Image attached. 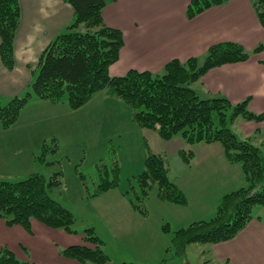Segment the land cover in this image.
<instances>
[{
  "label": "trees",
  "instance_id": "trees-1",
  "mask_svg": "<svg viewBox=\"0 0 264 264\" xmlns=\"http://www.w3.org/2000/svg\"><path fill=\"white\" fill-rule=\"evenodd\" d=\"M113 1L65 0L74 10V21L40 55L30 91L6 103H2L0 97V128L8 130L14 126L33 99L54 105L66 101L69 108L76 111L96 94L104 92L131 109L132 121L137 127L156 131L164 141L181 137L189 146L219 143L227 161L241 167L246 186L224 195L218 202L216 216L209 220L196 221L176 231H172L169 224L162 226V231L170 236L167 251H173V256L160 264L174 259L189 264L186 258L188 246L234 239L253 220V209L264 206V153L255 144L264 129L247 139L233 131L239 119L264 123V113L251 112L249 100L233 104L224 97L203 98L192 86L213 68L247 61L252 54L264 51V44L247 51L237 43H220L210 47L202 58H191L184 63L172 60L159 74L130 70L122 77H111L110 68L119 61L124 46L123 33L107 26L103 19L104 9ZM230 1L191 0L186 17L193 20ZM249 2L264 30V0ZM20 23L19 0H0V60L9 71L15 67L14 43ZM59 149L58 139L44 141L36 159L39 164L54 168L59 162L52 157ZM179 156L189 164L193 153L181 151ZM104 162L100 160L96 164L97 179L93 190L89 189L85 175L80 174L88 198L119 187L118 161L113 156L110 164ZM168 173V158L148 150L143 171L130 180L129 189L123 192L135 211L147 217V204L152 197L173 205L188 204L186 196ZM61 175V171H56L47 178L36 172L17 181L0 180V219L9 227L22 226L28 232L31 221L36 220L49 228L75 233L73 213L50 196L53 189L62 185ZM259 219L264 223V218ZM83 233L93 248L70 246L60 254L81 264L111 263L104 253V242L95 230L89 228ZM0 264L34 263L20 261L10 250L3 248Z\"/></svg>",
  "mask_w": 264,
  "mask_h": 264
},
{
  "label": "crops",
  "instance_id": "crops-1",
  "mask_svg": "<svg viewBox=\"0 0 264 264\" xmlns=\"http://www.w3.org/2000/svg\"><path fill=\"white\" fill-rule=\"evenodd\" d=\"M190 1L114 0L109 4L103 11V19L107 26L120 30L124 39L119 61L110 68L111 77H122L130 70L159 74L172 60L184 63L191 58H202L210 47L220 43H237L247 51H253L260 44H264V30L249 0H231L227 5L211 8L193 20L186 17ZM19 2L21 23L14 43V69L7 70L0 60V97L5 103L13 97L21 96L32 84L37 74L36 66L40 55L74 20V10L65 0ZM195 87L194 90L203 98L224 97L233 104L249 100L248 107L251 112L264 113V51L252 54L247 61L209 70ZM97 101L104 106L117 103L104 92L96 94L87 105L76 111L71 110L64 102L54 105L37 99L31 100L14 126L8 130L0 128V180L17 181L36 173L35 159L40 154L43 142L61 138L55 128L59 126L60 120H73L77 114L86 115L87 111L91 116L95 111L92 112L88 107ZM121 113H125L129 123L128 136L131 135L134 139L135 146L138 147V163L143 164L144 168L146 151H152L149 136L159 146L162 145L159 140L161 138L156 131L149 132L137 127L132 121V111L123 110ZM99 114L103 119L113 117V112L106 109L99 111ZM70 128L71 125L65 129L66 133ZM239 129L241 138L247 139L256 131L263 130L264 123L255 125L248 121L240 124ZM255 144L262 148L264 139H256ZM180 146L175 151L177 158L173 162L167 151L152 153L163 154L168 158L169 178L187 198L186 206L181 208L172 204L174 208H171L177 214L178 220L184 224L188 220H199L186 214L191 206V198L203 201L214 190L217 192L214 202L218 204L224 195L245 187L246 181L241 167L227 161L219 143L189 146L183 140ZM95 148H98V144ZM187 149L193 153L189 164L183 162L179 156L181 151ZM42 167L45 171L49 168L38 165L39 170ZM7 171L12 174H7ZM37 173L43 174L41 171ZM121 195L125 197L123 192ZM125 199L128 204L121 203L112 207L104 224L111 237L123 243L125 237L132 236L135 231L138 242L144 238V234L155 236L158 235V230L163 233L162 217L155 230L146 229V223L152 217L151 211L144 217L133 209L127 197ZM203 213L204 209L197 216ZM253 216V220L230 241L188 246L186 258L189 264H193V251H199V264H264V223L259 219L264 218V206L255 207ZM78 233L76 230L75 233H68L52 229L36 220L31 221V231L28 232L22 226L9 227L0 219V250H10L23 262L76 264L78 262L63 257L60 252L73 244H80V239L77 242L75 238L78 237L74 236L83 232L75 235ZM163 235L167 237L165 233ZM195 245L198 248H193L197 247ZM168 247L169 245L163 246L162 250L167 252ZM110 261L127 262L111 258Z\"/></svg>",
  "mask_w": 264,
  "mask_h": 264
},
{
  "label": "rangeland",
  "instance_id": "rangeland-1",
  "mask_svg": "<svg viewBox=\"0 0 264 264\" xmlns=\"http://www.w3.org/2000/svg\"><path fill=\"white\" fill-rule=\"evenodd\" d=\"M36 75L33 81L35 80ZM192 87L193 89L196 88L195 85ZM28 91H30V86L21 96H24ZM113 100L117 103H109L106 106L101 103L98 104V101L93 103L91 107H88L92 109V112L95 111V113L91 116L89 115V111H87L86 115L77 114L73 120L63 119L62 122L60 120L59 126L55 127L61 137L60 140H58L60 149L58 153L52 157L53 160H56L59 163L56 167L51 169L48 168L47 171H45L43 167L41 170L38 169L39 162L35 159L38 164H35V172L41 171L47 178L56 171L62 172V185L59 188L53 189L50 192V196L73 213L75 217V225L73 227L74 230L79 231L80 233L84 232L83 230L94 227L93 229L95 230L97 236L104 242V244H106L104 253L111 259H121L127 261L126 263L134 264H160L163 260L170 259L173 256V251L166 252L165 250H162L164 249L163 246H170L169 235L166 234V237L163 235L164 232L162 231L163 233H160L159 230L158 235L155 236L149 233L144 234V238H141V240L138 241L141 243L139 244L136 241L137 235H135L136 232L134 231L132 236L129 235L125 237L124 242L119 243L115 238L108 234L104 226L112 207L121 203L128 204L127 200L121 195V193L126 192L129 189L130 180L143 170V164L138 163V147L135 146L132 136H128L127 128L129 123L124 115L125 113H121L123 110H128V112L131 110L123 102L114 98ZM3 101L4 99H2L1 102L3 103ZM63 102L67 104L66 101ZM102 109L113 112V117H107L105 119L101 118L99 116V111H102ZM111 122H113L112 127L109 128ZM237 122L236 126H233V131L241 138L242 134L239 126L240 124L248 121L239 119ZM252 123L255 125L258 124L254 121H252ZM70 125L72 128H70V130L66 133L65 129ZM149 132L154 131L149 130ZM261 139H264V130L262 132ZM159 140L162 142L161 146L157 145L149 136L152 151H159L161 153H163V151H167L171 161L173 162L174 159L177 158L175 156V151L180 149V145L183 140L181 137H177L169 143H167L168 141H163L162 139ZM97 144L98 148L96 149L95 147ZM186 151L189 150L187 149ZM262 151L264 153V146L262 147ZM113 156L114 159L118 161L120 166L119 187L98 197L88 198L85 194L80 174L85 175L89 189L93 190L97 179L96 164L100 160H104V163L110 164ZM7 174L11 175L12 173L7 171ZM215 193L217 195V192H214L213 190L211 194L209 193L206 195L203 201L200 202L196 201L195 198H191V206L186 214L188 216L192 215L193 217H196L194 219L199 220H188L187 222H184V224L178 220L177 214L171 209L174 208L173 206L179 205L172 206L171 203L163 202L156 197H152L147 204L152 217L149 221H147L146 229L155 230L157 225L159 226L161 223V217L164 219L161 226L170 223L169 226L172 228V231L188 227L196 221L209 220L215 217L217 214V207L219 205L214 202L216 197ZM180 207L182 208L184 206ZM93 208L95 212H93ZM202 209H204V213L198 217L197 215ZM79 233L75 235H79ZM158 236L160 239H158ZM74 237H78L75 238L77 242L80 239V244H73V246L79 245L90 248L94 247L93 244L85 240L84 233H80L79 236ZM193 248H198V246ZM199 260V251H193L191 254V262L193 264H199ZM75 262L78 261L75 260ZM76 264L81 263L78 262ZM165 264L187 263L181 259H174Z\"/></svg>",
  "mask_w": 264,
  "mask_h": 264
}]
</instances>
